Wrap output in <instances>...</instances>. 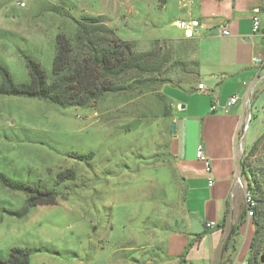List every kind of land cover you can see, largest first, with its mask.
Returning a JSON list of instances; mask_svg holds the SVG:
<instances>
[{"label":"rangeland","instance_id":"rangeland-1","mask_svg":"<svg viewBox=\"0 0 264 264\" xmlns=\"http://www.w3.org/2000/svg\"><path fill=\"white\" fill-rule=\"evenodd\" d=\"M178 2L0 0V66L14 82L29 81L27 59L50 77L56 35L74 37L72 18H101L136 52L153 50L162 61L156 75L126 73V89L87 107L0 94V173L57 191L55 204L20 218L10 211L24 207L26 194L0 182V260L20 247L30 264H166L163 229L179 203L166 148L169 104L156 79L186 74L195 57L194 42L161 38L182 34L171 24L187 7ZM251 160L264 162V132ZM68 170L73 178L58 177Z\"/></svg>","mask_w":264,"mask_h":264},{"label":"crops","instance_id":"crops-1","mask_svg":"<svg viewBox=\"0 0 264 264\" xmlns=\"http://www.w3.org/2000/svg\"><path fill=\"white\" fill-rule=\"evenodd\" d=\"M178 3L187 7L178 8L183 19L171 24L182 34L161 38L194 42L197 66L192 74L175 72L161 86L169 104L166 148L175 172L172 199L179 203L163 229L166 264H247L254 224L246 213V190L235 183V175L264 132V62H252L256 56L264 59V0ZM253 15L260 18L258 32L252 29ZM181 21L189 29L178 26ZM223 27L227 35L221 34ZM233 95L237 102L225 110ZM198 145L210 173L195 156ZM210 221L216 225L207 227Z\"/></svg>","mask_w":264,"mask_h":264},{"label":"trees","instance_id":"trees-1","mask_svg":"<svg viewBox=\"0 0 264 264\" xmlns=\"http://www.w3.org/2000/svg\"><path fill=\"white\" fill-rule=\"evenodd\" d=\"M72 19L77 27L74 37L70 38L63 32L56 35L50 77H47L41 65L33 59H27L28 82H14L8 70L0 66L1 95L44 99L60 107H87L107 93L126 89L124 81L119 82L126 73L150 70L152 75H156L162 65L156 52H136L130 41L117 36L113 29L104 26L101 18ZM193 65L191 70H185L186 74L195 73L197 62L194 61ZM156 80L166 83L172 79ZM261 136L262 134L253 142L242 164L246 191L255 202L252 216L254 233L250 241L247 264H264V162L255 164L251 160L259 148ZM91 155L75 154L78 159ZM63 176L73 178L74 171L68 170L58 174V177ZM0 182L10 189L26 194L24 207L10 211V214L17 217L26 216L30 208L37 205L56 203L55 187L11 182L2 173ZM0 264H30V250L13 247L8 256L0 260Z\"/></svg>","mask_w":264,"mask_h":264},{"label":"built area","instance_id":"built-area-1","mask_svg":"<svg viewBox=\"0 0 264 264\" xmlns=\"http://www.w3.org/2000/svg\"><path fill=\"white\" fill-rule=\"evenodd\" d=\"M21 5H23V3H21ZM178 26H180L181 28L189 29L188 24L186 22H184V21L179 22ZM252 29H253V32H258L260 30V18H259L258 15H253V17H252ZM228 33H229V31L227 30V28L223 27V29L221 30V34L222 35H227ZM252 62L256 63V64H262L264 62V59L256 56V57L252 58ZM202 87H203V84H198V88L199 89H202ZM237 99L238 98H237L236 95L231 96L226 102L225 110H227L228 107H230L233 104H235L237 102ZM215 109H216V104L214 102L212 104V106H211V110L214 111ZM195 156H196V158L204 161L205 171L207 173H210V164H209V161H208L207 157L205 156V154L203 152L202 145H198L197 146V149H196V152H195ZM212 182H213V178L209 176L208 177V184L210 185V184H212ZM235 183L238 186H240V187H242V188H244L246 190V180H245V175H244L242 169L235 175ZM245 204H246V208H247V211H246L247 216L248 217H252L253 216L255 202L252 199V197L247 193V191H246V195H245ZM215 225H216V223L213 222V221H210V222L206 223L207 227H214Z\"/></svg>","mask_w":264,"mask_h":264},{"label":"water","instance_id":"water-1","mask_svg":"<svg viewBox=\"0 0 264 264\" xmlns=\"http://www.w3.org/2000/svg\"><path fill=\"white\" fill-rule=\"evenodd\" d=\"M171 127H172V131L175 132V124H172ZM262 260H263V258H262Z\"/></svg>","mask_w":264,"mask_h":264}]
</instances>
